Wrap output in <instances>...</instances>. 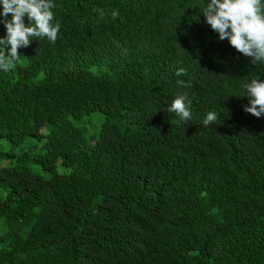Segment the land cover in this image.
Instances as JSON below:
<instances>
[{
	"label": "trees",
	"instance_id": "16d2710c",
	"mask_svg": "<svg viewBox=\"0 0 264 264\" xmlns=\"http://www.w3.org/2000/svg\"><path fill=\"white\" fill-rule=\"evenodd\" d=\"M209 2L54 0L56 42L0 70V264H264V65Z\"/></svg>",
	"mask_w": 264,
	"mask_h": 264
},
{
	"label": "clouds",
	"instance_id": "9594fccd",
	"mask_svg": "<svg viewBox=\"0 0 264 264\" xmlns=\"http://www.w3.org/2000/svg\"><path fill=\"white\" fill-rule=\"evenodd\" d=\"M56 7L54 0H0V24L7 33L0 38V70L8 72L13 69L21 59L18 50L29 47L33 37L56 42L61 29L53 11ZM94 11H98L101 17L105 16L103 9ZM202 15L204 22L218 34L220 41L227 40L252 64L264 65V0H210ZM111 18L118 19L119 12L112 11ZM9 45L10 51L6 52ZM176 75H187V70L181 67ZM177 83L187 86L183 80ZM244 88L248 98L244 111L256 118L264 117V79L252 78ZM230 100L234 101L235 106L237 100L232 95ZM190 105L191 101L186 95H177L167 111L189 120ZM217 118L215 111H209L203 121L204 126L214 123Z\"/></svg>",
	"mask_w": 264,
	"mask_h": 264
}]
</instances>
